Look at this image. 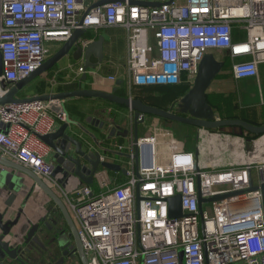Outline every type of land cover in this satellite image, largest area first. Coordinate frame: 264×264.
Returning <instances> with one entry per match:
<instances>
[{
    "label": "built area",
    "instance_id": "built-area-1",
    "mask_svg": "<svg viewBox=\"0 0 264 264\" xmlns=\"http://www.w3.org/2000/svg\"><path fill=\"white\" fill-rule=\"evenodd\" d=\"M111 28L127 33L132 89L192 86L202 60L214 50L229 51L234 61L249 57L234 62L238 80L258 78L264 63V0H0V82L17 83L35 72L77 30ZM241 32L248 37L238 42ZM70 71L77 77L86 73L83 66ZM52 105L0 106V155L47 181H53L54 166L46 161L50 147L42 137L54 132L56 121H67L66 111L52 113ZM176 134L162 130L141 138L138 146L151 148L140 149L138 161L151 157V166L140 168V178L135 143L116 144L113 154L129 156L127 181L119 183L101 167L94 177L98 194L83 184L77 199L67 195L89 264H264V163L202 169ZM250 174L257 191L212 202L211 217L205 209L210 202L200 211L199 194L208 201L246 191ZM178 195L182 216L171 218L170 199Z\"/></svg>",
    "mask_w": 264,
    "mask_h": 264
},
{
    "label": "crops",
    "instance_id": "crops-1",
    "mask_svg": "<svg viewBox=\"0 0 264 264\" xmlns=\"http://www.w3.org/2000/svg\"><path fill=\"white\" fill-rule=\"evenodd\" d=\"M87 34L88 38H86L85 41H89V43L97 40L101 36L104 37L105 41L103 45L104 56L102 62L100 63L95 55L90 56V63L95 65V67L89 68L86 71V81H82L84 74L77 77L74 72L70 71L71 67H84L85 64L84 60H73V51H71L69 56L65 57L55 66L57 69L51 72V74L49 71L37 78L24 89L23 94L27 97L40 95L38 93L39 85L45 82L47 87L42 95L74 91L82 85V89H94L107 93H112L117 89L116 94L120 96L136 98L135 92L138 88L132 89L129 87L130 73L127 67L128 41L126 31L121 28L101 29L99 31L89 29L87 30ZM58 50L59 48H54L52 50V55ZM212 53L221 61L227 60L229 65L227 66V70L225 68V71L221 72L214 80L208 91L209 95H212L216 102L218 100L220 102L222 98L229 99L228 103L233 108L230 115L236 117V119H242L257 126L264 125V63L259 65L258 78L238 80L233 74L234 60L231 58L229 51L214 50L210 52V54ZM110 77H114L115 81H111ZM118 81H123V85H117ZM184 84L187 83L185 82L174 87H145L141 92L147 94L141 97L145 99L148 105L171 110L175 102L180 100L191 88L190 84H188L189 87L186 93L181 94L179 91L183 89V86H188ZM163 92H174L175 95L162 96L163 98L154 97V93ZM69 100L75 101L77 99ZM69 100L61 102L54 101L51 112L55 113L59 110L66 111L65 105ZM79 100L82 101H76L74 104L84 113L85 118L82 119L81 117L70 115L69 118L71 121L78 123L83 130L70 126L67 133L73 135L75 139L83 144L84 151L99 152L101 157L115 161V164L120 165L122 169L126 170L128 158L126 156L113 155L111 154V150L114 149V145L116 144L130 146L134 142L133 113L126 107L111 104L101 99L80 98ZM150 118L160 119L154 116H146L144 123L139 126L140 138L147 137V125L152 124V122L154 134L162 130H171L175 134L177 133L175 136L179 141L183 142L186 150L192 151L194 154L198 152V155L196 154L195 157L199 166L203 165V167H210L213 165L211 158L208 156L210 153L209 142L211 140L214 141L217 148H220L218 150L222 153V157L225 155L228 156L227 161L220 164L221 168L218 169L264 163V134L257 136L246 134L245 132L242 134L239 129L235 128L209 130L210 133L205 132L204 135H202L201 146H199L198 149L193 140V138L196 139V137H199V130H197V128L187 125H178L177 123L163 119H160L163 120L160 122H157L155 119L150 121ZM63 124L64 122L56 121L54 132L59 130ZM114 126H119L123 130H128L130 132L129 135L127 137L116 136L109 138L110 131ZM177 126L182 127L179 128ZM164 139L165 138L161 139L163 142L161 148H163V150L166 149V147L163 146ZM105 143H107L108 147H106ZM229 146L234 147L230 148ZM74 150L75 149L72 148V154H74ZM201 151L203 154L202 156L200 154ZM122 158H126L127 160L124 161ZM46 161L54 166V173L56 174V180L48 182L62 199L70 213L67 195L71 200L77 199V190L82 187L84 183H81L73 176L70 163L63 157L58 156L51 148L49 155L46 157ZM209 170L215 169L210 168ZM110 174L115 177L119 183H123L121 182V175L128 179V175L122 172H110ZM63 185H65L64 188ZM59 186H62L67 194H65ZM90 187L95 194L100 192L95 181ZM49 208L58 210L53 201L48 199L41 190L36 189L28 201L25 214L26 217L33 216V218L35 217L34 220L38 221L40 217H44L47 214ZM16 213L17 212L14 210L9 211L6 220L14 219ZM54 217L57 218L59 227L50 232L46 231V238L43 241V245L48 251L54 254V256L50 258L51 264H55V262L61 260V258L63 259L59 248V242L63 238L61 235L62 233L65 234V244L71 247V250L74 245L73 241L70 240L69 230L65 220L60 217L59 212L58 214L56 213ZM65 261V264H82L77 254L69 259H65Z\"/></svg>",
    "mask_w": 264,
    "mask_h": 264
},
{
    "label": "water",
    "instance_id": "water-1",
    "mask_svg": "<svg viewBox=\"0 0 264 264\" xmlns=\"http://www.w3.org/2000/svg\"><path fill=\"white\" fill-rule=\"evenodd\" d=\"M123 1V0H119ZM108 1L97 3L95 6H100ZM133 4H143L156 7L158 4H149L145 2H133ZM88 38L87 30H77L73 36L65 42L57 53L47 59L43 65L35 72L17 83L0 82L3 95L0 97V106L9 104L32 103L36 101L54 102L66 101L69 99H101L111 104L126 107L133 113V128H134V143H135V160H136V176L140 178V168H148L151 166V157L145 163L141 164L138 161L139 150L150 152V145L144 144L138 146L141 140L139 136V126L144 123L146 116H154L166 121L177 124L187 125L199 129L208 130H224L226 128L239 129L241 133L251 135H263L264 125H253L242 119H221L219 118L212 106L208 102L207 93L214 80L221 73L225 66V62L217 59L215 55L208 54L202 60L198 74L189 91L179 100L176 111L173 109L165 110L159 107L148 105L140 99L132 97H124L116 94L115 89L112 93L97 91L94 89H82V85L77 90L63 92L58 94H45L33 97H27L23 91L37 78L48 73L59 64L65 57L69 56L73 51V60H84V69L95 67L90 63V56L95 55L99 62L103 60L104 52V37H99L87 45L84 41ZM3 75V60L0 53V77ZM87 80V75L84 74L82 81ZM117 85H123V81H118ZM67 113V112H66ZM104 125V124H103ZM70 126L78 129L83 128L70 120L67 113V121L56 132H52L47 136L42 137V140L54 151L58 156L66 159L71 166L73 176L81 183L87 186L94 184V177L99 168H105L110 172H122L127 174V171L122 169L118 164L108 161H102L99 152H86L83 149V144L75 139V137L67 133ZM88 133V132H87ZM128 130H123L119 126H114L109 134V138L127 137ZM89 134V133H88ZM74 148V154L71 153ZM198 155V152L195 153ZM126 156L125 154H118ZM52 179L56 180V174H52ZM198 183V189H199ZM65 185H63V188ZM36 189L41 190L53 203L56 204V209H48L44 217H40L35 221L33 216L26 217L25 210L31 195ZM259 187L254 185L252 174H250V187L246 191L232 192L223 195L212 197L208 201L201 198L199 194V208L202 210L203 202H216L227 197L240 195L245 192L257 191ZM263 195L264 205V183L260 187ZM139 188L137 192V201H140ZM16 211L14 219H7L9 211ZM62 217L69 230L70 240L73 241L72 247L65 244V234L62 233V239L59 242V248L63 259L58 260L55 264H65V259L71 258L77 254L82 264H89L85 250L83 248L78 230L74 220L69 213L66 205L59 197L57 192L51 187L47 180L37 176L32 170L23 165L11 161L0 155V264H51L50 258L54 256L43 245L46 238V231H52L59 227V222L54 216L58 212ZM182 216L181 196H175L170 199V217L179 218ZM42 219V220H41ZM60 238V237H59ZM71 250V251H70Z\"/></svg>",
    "mask_w": 264,
    "mask_h": 264
},
{
    "label": "rangeland",
    "instance_id": "rangeland-1",
    "mask_svg": "<svg viewBox=\"0 0 264 264\" xmlns=\"http://www.w3.org/2000/svg\"><path fill=\"white\" fill-rule=\"evenodd\" d=\"M247 37H248V34H247V32H241V33H237V38H236V41H238V42H240V41H246L247 40ZM213 54V53H212ZM219 59V58H218ZM247 60H249V57H245V58H239V59H236L234 62L235 63H239V62H243V61H247ZM193 83H194V81H193ZM190 87H192L191 85H190ZM136 96H144V94L145 93H143V92H141V91H137L136 90ZM147 94V93H146ZM145 94V95H146ZM185 94V93H184ZM183 94V95H184ZM174 96L175 95V93L174 92H163V93H154V97H156V98H158V97H161V98H163L162 96ZM180 99V98H179ZM179 101V100H178ZM178 101H176L175 102V104L176 103H178ZM157 120V122H160V121H163V120H160V119H156V118H150V121L151 120ZM163 123V122H162ZM168 123V122H167ZM152 124H153V122H152ZM152 124H149V125H147V137H151V136H153L154 135V133H153V125ZM172 124V123H171ZM177 127H182V126H177ZM197 130H199V137H196V139L195 138H193V140L195 141V143H196V147H198V149H199V146H201V139H202V135H204V133L206 132V133H208L209 132V130L208 129H199V128H197ZM200 133H202V134H200ZM210 133V132H209ZM210 153L208 154V156H209V158H211V160H212V162H213V165L212 166H210V167H203V165H200V167L202 168V169H218V168H221L220 167V164H222L223 162H226L227 161V159H228V156L227 155H225V156H223L222 157V153L218 150V149H220L219 147L217 148V146L214 144V141L213 140H211L210 142ZM230 148L231 147H234V146H229ZM201 148V147H200ZM201 156L203 155L202 154V151H201ZM110 176H111V174H110ZM218 189H221V188H218ZM212 208H213V203L212 202H210V203H207L206 205H205V209H206V211L208 212V214H209V216L211 217L212 216Z\"/></svg>",
    "mask_w": 264,
    "mask_h": 264
},
{
    "label": "trees",
    "instance_id": "trees-1",
    "mask_svg": "<svg viewBox=\"0 0 264 264\" xmlns=\"http://www.w3.org/2000/svg\"><path fill=\"white\" fill-rule=\"evenodd\" d=\"M224 62H225V66H224V68L222 69L221 72L225 71L224 70L225 68L227 70V68H228L227 66L229 65L227 63V60H224ZM55 69H57V68L55 67L54 69L50 70V74ZM183 83H185V82H183ZM184 85H188V84H184ZM46 87H47V85H46L45 82L41 83L39 85L38 93L40 95L44 94ZM188 87H189V85L188 86H183V89L181 91H179V92L181 94L182 93H186V90H188ZM137 90L143 91L144 89L143 88H138ZM207 98H208L209 104L212 106V108L214 109L215 114L219 118H221V119H236V117L230 115L231 111H233V108L228 103L229 99L222 98V100L220 102H219V100L216 102L214 100L213 96L209 95V92L207 93ZM136 99H140L143 102H145V99L143 97H141V96H136ZM76 101H82V100L77 99L75 101H72V100L67 101L66 105H65L66 111H67L68 115H70V116L81 117L82 119H84L85 118L84 113H82L80 111V108L74 104V102H76ZM178 125H182V124H178ZM105 144H106V147H108L107 143H105ZM111 154H113V153H111ZM117 156H119V155L117 154ZM122 160L126 161L127 159L126 158H122ZM120 178H121V182L127 181V178L125 176H123V175H121Z\"/></svg>",
    "mask_w": 264,
    "mask_h": 264
},
{
    "label": "flooded vegetation",
    "instance_id": "flooded-vegetation-1",
    "mask_svg": "<svg viewBox=\"0 0 264 264\" xmlns=\"http://www.w3.org/2000/svg\"><path fill=\"white\" fill-rule=\"evenodd\" d=\"M179 102H180V101H178V103H176V104H174V105L172 106V109H173L174 111H176V109L178 108V104H179Z\"/></svg>",
    "mask_w": 264,
    "mask_h": 264
}]
</instances>
